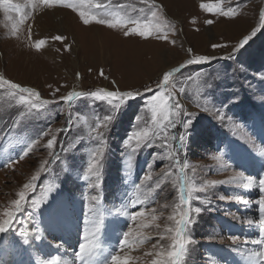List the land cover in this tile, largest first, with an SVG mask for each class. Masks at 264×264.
Wrapping results in <instances>:
<instances>
[{"label": "rangeland", "instance_id": "obj_1", "mask_svg": "<svg viewBox=\"0 0 264 264\" xmlns=\"http://www.w3.org/2000/svg\"><path fill=\"white\" fill-rule=\"evenodd\" d=\"M70 2L73 8L66 3L33 8L28 0H13L27 14L23 23L18 13L0 7V76L33 88L39 100L23 94L31 102H51L31 108L20 102L17 90L0 88V220L7 218L5 211L15 210L11 202L40 172L23 211L0 234V264L5 252L7 264H21V256L32 264H51L57 256L63 257L60 264H82L80 245L94 242L99 247L92 264H111L112 255L128 258L129 264H152L156 253L171 248L167 230L175 221L168 217L182 210L177 208L182 173L193 187H208L193 192L191 206L202 211L193 212L192 243L181 264H240L247 259L264 264L258 255L264 246L253 243L261 238L256 202L264 198L258 187L264 179V0H224L225 10L236 9L232 18L201 7L216 0H154L155 8L153 0ZM80 11L90 19H112L105 13H118L160 24L161 31L126 37L134 24L115 29L95 21L85 25ZM209 19L212 25L206 23ZM14 23L19 25L15 36ZM253 31L256 36L240 49V41ZM58 34L67 39H51ZM40 39L46 42L37 50ZM197 55L210 60L187 65ZM181 66L165 89L163 73ZM101 90L139 94L114 109L92 95ZM161 91L183 108L174 117L177 125L132 153L124 142L134 131L151 132L148 101ZM72 92L82 95L65 101ZM188 113L192 121L186 130L180 121ZM106 115L114 119L107 130L98 129L104 133L101 175L85 180L90 154L100 147L91 130ZM45 130L48 134L40 136ZM180 135L183 145L171 139ZM53 137L56 142L48 148ZM29 146L32 151L19 159ZM220 153L221 160L213 159ZM241 172L238 183H209ZM133 200L143 205L133 206ZM137 211L145 215L132 221ZM97 225L99 232L94 231ZM30 228L51 250H42L34 235L30 238ZM129 228L134 233L130 247L123 244ZM22 229L27 241L19 235ZM232 236L239 241L233 243Z\"/></svg>", "mask_w": 264, "mask_h": 264}, {"label": "snow or ice", "instance_id": "obj_2", "mask_svg": "<svg viewBox=\"0 0 264 264\" xmlns=\"http://www.w3.org/2000/svg\"><path fill=\"white\" fill-rule=\"evenodd\" d=\"M88 0H81V3H87ZM145 3L148 2V0H144ZM67 4V7L73 8L74 5L70 2V0H28V4H30L33 8H35L37 5H43L45 7H50L57 4ZM224 3V0H216V3L212 4H203L201 7L206 10L207 12H215L223 17H229L232 18L236 15V9L235 8H228L225 10L222 5ZM152 6L155 8V2L153 0ZM0 7L5 8V10H12L18 13L20 19L19 23H23L26 17V13L24 11V8L20 4H14L13 0H0ZM97 8L102 7V5L97 4ZM105 15H111L112 19H97L96 16H92L91 19L89 15L84 12L80 11L79 16L83 18V23L85 25H88L95 21L98 24H104L110 28H118L123 27L127 28L129 24H134L135 27L130 28L129 30L124 32V35L131 36L133 34L139 35L141 37H149L152 35L153 30H155L157 33L161 31V25L160 24H153L148 21L141 22L140 20H132V19H124L121 17L118 13H105ZM152 17L155 18L157 16V13L155 11L152 12ZM262 19H264V13L261 14ZM9 20L12 19V17H8ZM207 24L212 25L214 23L213 20L209 19L206 21ZM18 24L14 23L12 25L13 32L12 34L15 36L16 32L18 31ZM256 31H253L251 35H246L239 43V48H243L245 45L249 43L250 40L254 36H256ZM166 39V36L164 37ZM52 40L55 41H64L67 39L64 35H55L51 37ZM45 39H40L36 42L35 47L37 50H39L41 47L45 45ZM214 48L222 47L221 45L214 44ZM189 52H191V49H189ZM230 58V57H229ZM210 60V57L206 55H197L194 56L191 59L187 60V65H192L195 63H203ZM182 67H173L171 70L166 71L163 73V87L167 89L169 80L171 77H173L177 73L182 72ZM5 85H8L10 89L17 90V93L19 95L20 102L24 104L30 105L31 108H40L44 105H48L51 103L50 101L44 100L40 104H36L28 100L25 95L28 94L29 96H35L37 100L40 99L39 94L31 87H22L18 83H14L11 80H6L2 76H0V88L4 87ZM180 91H184L183 88L180 89ZM14 93V94H17ZM139 93H135L133 91H98L94 92L92 95L95 96L97 99L101 101H107V103L112 106L114 109L120 108V105L125 102L126 99L130 100L133 99L136 95ZM82 95L78 92H72L66 97H63V99L67 102H71L75 97ZM171 94L165 95L164 91H161L158 95H153L151 100L148 101V104L150 106L151 111V120H152V129L151 132L149 129H143L140 131H134L131 136L128 137V139L124 142L125 147H128L131 149L132 153L137 152L142 146H146L148 143L153 141L157 136L160 135V133L168 128H175L177 125V120L174 117H178L183 112V108L179 101H177L176 104L170 103ZM114 101H117V103H114ZM114 117L112 115H106L102 117V120L100 123H97L95 127L92 128V132L96 133L95 137H92L94 140H98L100 142V147L96 148L91 154L90 158L87 164V171L84 174L83 178L85 180H90L93 177L96 178V180H99L101 175V169H102V157L104 154L103 149V132H99L98 129L100 127H103L105 130L108 129L109 124L113 121ZM192 121V114L188 113L185 114V117L182 121H180L182 127H184L186 130L191 126ZM48 130H45L40 134V136L47 135ZM39 136L36 137V140H39ZM172 140L178 141L181 145L184 144V135L180 136H173L171 137ZM135 140V144L133 145L132 141ZM55 137H53L52 140L48 141L47 147L52 148L55 144ZM32 151V148L29 146L27 147V150L23 152L22 155H20L19 159H23L24 157L28 156V154ZM223 156V153H220V155H216L213 157V159L219 161L221 160ZM15 163L16 161H12ZM47 163V161H45ZM243 173H238L235 177H231L228 180L223 181H210L209 183L213 186L220 184H229V183H238L240 178L243 177ZM40 176V172H37L35 176L32 177V180L29 183L24 184L23 190H21L18 193V199L13 200L11 203L14 205L15 210H7L5 211L4 215L7 217L6 219L0 220V234L5 233L11 228V225L13 224L16 214L23 211V206L27 202L28 195L30 192L34 191L36 188V180ZM252 184V181L249 180L247 187H250ZM208 187L207 184L200 185L199 187H193L192 184L188 181V179L181 174V181H180V187H179V194H180V204L177 205V208H182V210L178 211L175 215L169 216V220L175 221V227L174 228H168V233L170 234V239L172 240L171 248L167 251H161L156 253L157 256L156 259L152 261V264H181L182 258L186 255L188 251V245L192 243L191 238L189 236V229L190 226L193 223V212L195 214L201 213L202 209L201 207H195L194 209L191 206V201L193 198V192H204L205 189ZM259 190L264 193V179H260L258 182ZM95 199V197L93 198ZM46 202V201H45ZM133 206H136L137 204L143 205L142 201L133 200L131 201ZM259 206V222L258 227L261 233V238L259 240L253 241V243L259 244L261 246H264V198L258 200L256 202ZM145 215L142 211L135 212L134 215H131L130 219L132 221H136L137 217H143ZM155 219V217H153ZM248 224L252 225L253 220L249 219ZM148 225H141V227H147ZM95 232L100 231L99 225H97L94 229ZM133 229L129 228L126 233L123 235V244L125 246L130 247L129 245V237L132 236ZM137 236L140 235L139 232L135 233ZM19 235L27 241L28 233L26 230H21L19 232ZM85 239H89L87 232L85 233ZM239 237L232 236L231 240L233 243H236L239 241ZM99 247L98 243H82L80 245V251L77 254L78 259L82 262V264H92L93 258L96 256V249ZM155 247V245H153ZM151 255V253H150ZM258 255L261 257L262 261H264V251H261L258 253ZM51 264H60L59 258L57 257L54 259ZM111 264H129L128 258H121L119 255H112L111 258Z\"/></svg>", "mask_w": 264, "mask_h": 264}, {"label": "bare ground", "instance_id": "obj_3", "mask_svg": "<svg viewBox=\"0 0 264 264\" xmlns=\"http://www.w3.org/2000/svg\"><path fill=\"white\" fill-rule=\"evenodd\" d=\"M40 16V15H39ZM29 229V228H28ZM38 230H33V229H31L30 228V231H29V234H30V238L34 235L35 236V240H36V243L37 244H39L40 245V247L42 248V250H44V251H48L50 248H51V246H50V248L48 247V245H46L44 242H45V238L41 235V234H39L38 232H37ZM52 248H53V250H55L54 249V247L52 246ZM51 250V249H50ZM51 251L50 253L51 254H53V252L54 251ZM6 254H8L7 252H5ZM4 255V260H2V264H7V259H8V257H7V255ZM248 256V255H247ZM58 258H59V260H61L63 257H59V256H57ZM56 257V258H57ZM240 257V256H239ZM252 257V256H251ZM21 258H22V261H21V264H32L30 261H29V259H27L25 256H21ZM240 264H259V261H255V260H253V259H247V260H242L241 261V263Z\"/></svg>", "mask_w": 264, "mask_h": 264}]
</instances>
